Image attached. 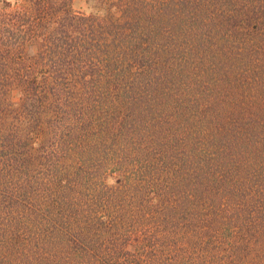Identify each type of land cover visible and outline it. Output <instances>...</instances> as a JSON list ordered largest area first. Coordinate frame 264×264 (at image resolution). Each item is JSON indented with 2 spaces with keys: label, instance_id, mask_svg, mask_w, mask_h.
<instances>
[{
  "label": "trees",
  "instance_id": "trees-1",
  "mask_svg": "<svg viewBox=\"0 0 264 264\" xmlns=\"http://www.w3.org/2000/svg\"><path fill=\"white\" fill-rule=\"evenodd\" d=\"M78 19L76 24L87 31L80 28L77 34L86 32L88 40L77 53L86 51L93 60L83 72L91 79L82 87L100 98L95 107L104 115L101 119L92 110L99 132L82 136V149L102 144L98 141L103 138L114 141L116 135H126L128 125L140 127L151 120L135 110V97L159 100L154 105L160 113L173 106L183 116L180 141L169 148L164 136L143 142L138 138L136 145L117 141L120 150L131 152L116 162V183L122 182L121 169L135 163L137 179H146L137 186H155L154 202L164 204L151 216L157 214L164 226L182 222L186 244L201 253L203 258L198 253L192 264L203 259L207 264H264V0H127L115 19ZM58 24L46 37L48 51L57 57L69 51L66 23ZM0 28L2 48L16 43L24 47V29ZM6 69L0 64V76ZM21 82L18 77L0 78L3 95L11 85L17 87L14 121L24 125L11 126L0 97V264H119L118 255H98V262L94 253L82 252L84 247L59 252L74 245L45 238L37 215L32 220L40 229L32 242L25 239L32 217L27 206L28 132L35 133L39 111H29L38 102L22 96L34 88L33 82ZM78 84L75 80L71 87L76 90ZM82 159L93 158L88 154ZM105 175L109 181L115 177ZM170 177L173 203L167 202ZM54 209L68 211L52 207L53 216Z\"/></svg>",
  "mask_w": 264,
  "mask_h": 264
},
{
  "label": "rangeland",
  "instance_id": "rangeland-1",
  "mask_svg": "<svg viewBox=\"0 0 264 264\" xmlns=\"http://www.w3.org/2000/svg\"><path fill=\"white\" fill-rule=\"evenodd\" d=\"M126 2L127 0H0V27L20 28L27 33L24 47L16 43L2 48L4 42H1L0 37V64L7 68L3 73L5 76L0 78L13 80L18 77L22 79L21 84L33 82L34 88L27 89L22 96L28 102H38V107L30 108L29 111H39L35 133L28 132L27 151L31 158L27 206L32 217L23 235L31 242L34 240L35 231L40 229L39 226L35 227L37 223L32 220L37 215L42 220V227L46 228L42 231L45 238L56 241L62 239L65 246L71 240L74 245L71 250L60 248L59 252H79L84 247L82 252L94 253L98 262H102L99 256L113 254L119 256L116 258L119 264H192L199 260L198 253L199 257L201 253L199 250L198 253L191 250L186 244L182 222L179 221L176 227L164 226L159 222L157 214L155 218L151 216L155 210H162L164 206L154 202L151 189L157 192L158 189L151 184L149 187L137 186L144 184L143 180L146 179H137L135 163H129L128 169H121L123 183H116L119 169L115 167L125 152H131L120 150L117 141L136 145L138 138L143 142L164 136L169 148L175 141L178 143L180 140L177 139L185 132L184 126L179 129V123L182 122L180 118L183 116L179 118L173 106L168 111L158 112L155 102L159 100L153 101L150 97L152 103L135 97V110L151 120L140 127L128 125L127 136L116 135L114 141L111 137L103 138L98 141L102 144H91L82 149V136L87 132L96 136L99 132L96 131L99 128L96 121L98 115L95 113V116L92 110L100 113L101 119H104V115L95 107L100 98L89 94L87 87H82V83L91 79V76L84 75L93 60L86 51L77 53L76 49L81 42L88 39L86 32L82 36L77 34L80 28L87 31L85 25L82 27L76 23L81 16L115 19L123 13ZM60 21L66 23L69 51L57 57L48 51L49 40L46 37ZM72 37L77 39L73 40ZM215 77L217 76H213ZM75 80H80L76 90L71 87ZM80 87L85 90H80ZM253 92L258 93V88H254ZM0 97L7 104L4 108L9 114L11 126H24L19 120L14 121L19 112L20 101L17 87L11 85L6 95L0 92ZM148 104L151 105L148 107ZM119 118L120 115L117 114L113 121L118 124ZM28 123L32 122L27 121ZM110 126H114V123ZM162 128L163 132H160ZM71 135H74L72 141ZM88 154L93 159L83 160L82 157H88ZM98 164L103 166L101 170L97 167ZM105 174L115 177L109 181L104 178ZM173 178L168 179L169 188H166V191H170L167 197L169 203L176 200L175 192L170 189ZM60 206L67 207L68 211L63 213L54 209L53 214L57 216L51 215L49 211L52 207ZM203 260L195 264H207Z\"/></svg>",
  "mask_w": 264,
  "mask_h": 264
}]
</instances>
